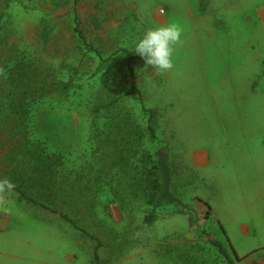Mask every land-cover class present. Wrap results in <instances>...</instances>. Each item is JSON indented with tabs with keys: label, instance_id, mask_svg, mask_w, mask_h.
Listing matches in <instances>:
<instances>
[{
	"label": "rangeland",
	"instance_id": "rangeland-1",
	"mask_svg": "<svg viewBox=\"0 0 264 264\" xmlns=\"http://www.w3.org/2000/svg\"><path fill=\"white\" fill-rule=\"evenodd\" d=\"M4 178L0 264H264V0H0Z\"/></svg>",
	"mask_w": 264,
	"mask_h": 264
},
{
	"label": "clouds",
	"instance_id": "clouds-1",
	"mask_svg": "<svg viewBox=\"0 0 264 264\" xmlns=\"http://www.w3.org/2000/svg\"><path fill=\"white\" fill-rule=\"evenodd\" d=\"M181 28L176 22L148 28L135 42L134 53L141 57L146 65L161 72L174 67V45L180 42ZM14 183L7 178L0 179V191L11 190Z\"/></svg>",
	"mask_w": 264,
	"mask_h": 264
},
{
	"label": "trees",
	"instance_id": "trees-1",
	"mask_svg": "<svg viewBox=\"0 0 264 264\" xmlns=\"http://www.w3.org/2000/svg\"><path fill=\"white\" fill-rule=\"evenodd\" d=\"M81 37L84 39L83 33L80 32ZM77 70H75L76 72ZM70 86V83L65 84V87L68 88ZM102 108L104 109V106H102ZM151 113L150 116V120L153 118V111L149 110ZM150 129V134L153 136L154 135V129L152 126H149ZM161 172V171H160ZM163 173H161L162 176ZM160 175V174H159ZM160 178V177H159ZM162 178V180H161ZM160 179H156L154 181H152V187L155 188L154 194H152V205L154 206V210L152 211V213L146 217L145 222L148 224H152L155 222L156 220V210L160 207L166 206V205H178V201L176 200V198L169 193V189H168V185H169V178L167 177H161ZM20 191V190H19ZM21 199H26L28 202H30L31 200L29 198H27L23 192H21ZM210 239V238H209ZM210 243H212L213 245L217 246L220 250V252L222 254H224V256H226L228 258V260L230 259L226 249L224 248V246L215 240L210 239Z\"/></svg>",
	"mask_w": 264,
	"mask_h": 264
},
{
	"label": "crops",
	"instance_id": "crops-1",
	"mask_svg": "<svg viewBox=\"0 0 264 264\" xmlns=\"http://www.w3.org/2000/svg\"><path fill=\"white\" fill-rule=\"evenodd\" d=\"M262 12H263V11H262ZM262 12H261V9H260V15H261Z\"/></svg>",
	"mask_w": 264,
	"mask_h": 264
}]
</instances>
